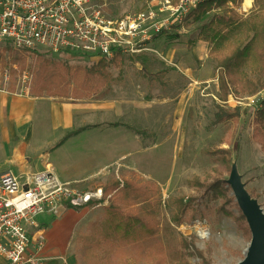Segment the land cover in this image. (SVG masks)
<instances>
[{"label":"rangeland","instance_id":"rangeland-1","mask_svg":"<svg viewBox=\"0 0 264 264\" xmlns=\"http://www.w3.org/2000/svg\"><path fill=\"white\" fill-rule=\"evenodd\" d=\"M150 2L156 4L158 0H104L103 9L111 15L120 16L141 11ZM230 5L243 16L259 12L255 0H251L250 5L246 4V0L231 2ZM210 16L212 13L207 15ZM200 25L201 22L183 26L178 30L180 37L175 39H169L166 33L162 34L155 42L158 54H142V59L135 62L127 60L121 75L117 68H113V78L109 83L87 82L80 75V79H74L64 89L68 95L46 97L51 101H46L47 105L53 102L60 106L69 102L108 105L107 108L112 105L118 108L116 112L122 114V117L114 113L104 116L100 109V115L83 118L77 121V125L86 122H120L127 126H120L114 133H93L94 139L89 144L95 152L99 147L98 158L88 159L85 153L83 158L86 159L82 161L81 156L77 155L75 144H72L74 140L57 150L53 149L57 142L55 139L44 149L45 153L57 155V161L64 167L59 169L67 173L84 171L85 175L92 174L71 183L81 193L101 190L104 200L94 206H89L90 202L77 206L69 200L59 203V207L65 204V208L76 210L88 208V224L84 226V232L77 225L75 235L70 240L72 253L63 257H66V263L61 258L62 264H87L89 261V264H107L99 257L103 250L96 248L94 252L87 253L85 250L89 245L83 246L80 236L104 215L105 207L116 193L114 185H123L124 180L144 186L152 193L154 200L162 202L163 221H171L173 215L181 211L177 200H192L191 208L185 210L178 226L174 223L177 228L173 227L170 235L175 244L177 241L182 244L187 241L189 247L186 254H189L187 260L190 263L200 264L201 253L210 264H236L245 257L252 235L246 219H242L234 204L237 202L227 180L232 165L236 163L247 190L264 209V150L253 137L254 114L242 115L238 122L229 121L215 127L211 125L217 111L216 104L220 102L219 83L223 71L212 59L208 42L197 41V28ZM175 29H172L173 32ZM5 46L17 51L19 58H11V52L5 51ZM37 51L45 53L43 50ZM31 52L18 50L0 40V88L15 86L20 92H28L23 88L22 81L15 78L8 85L1 82H4L5 69L12 66L17 67L12 71L15 77L21 70L30 69V92L42 83L37 76L39 59ZM68 60L73 66L79 62H89L84 59L76 61L72 57ZM75 95L86 96L76 98ZM234 97L230 96L228 107L255 108L258 100L264 97V89L254 96H243L240 100ZM134 129L141 132L136 134ZM137 138L143 141L145 147L153 139L159 138L160 141L154 144L157 149L135 151ZM236 143L239 144L238 150ZM223 148L232 151L230 166L223 162L221 153H217ZM122 151H126L125 157L121 156ZM79 160L81 163H78ZM197 182H201V185H197ZM213 183H216V187L211 189ZM129 256L132 264H146L143 259ZM111 260L113 264L121 261L117 256H112Z\"/></svg>","mask_w":264,"mask_h":264},{"label":"trees","instance_id":"trees-1","mask_svg":"<svg viewBox=\"0 0 264 264\" xmlns=\"http://www.w3.org/2000/svg\"><path fill=\"white\" fill-rule=\"evenodd\" d=\"M239 1L242 0H206L194 8L174 32L163 31L156 36L154 46L162 34L166 33L169 39H175L180 37L178 30L183 26L201 22L197 28V41L208 42L212 59L223 71L219 83L221 102L216 104L217 111L211 125L215 127L229 121L238 122L242 115L254 114L253 137L264 150V97L258 100L255 108L251 107L253 111L248 107L230 108L227 104L223 105L230 94L240 99L243 96H254L264 89V14H260L264 12V0H255L259 5V12L246 16L240 15L230 5L231 2ZM211 13L212 16L207 17ZM4 50L11 52V58H19L13 48L5 46ZM31 53L39 59L37 76L39 82H42L31 90L34 96L64 97L68 95L64 89L69 87L74 79H80V75H83L87 82L109 83L113 78V68H117L121 75L127 60L135 62L142 59V54H136L138 57L134 58L133 54L116 53L111 59L103 58L84 64L79 62L73 66L68 58H76V61H83V58L68 53H60L57 58L51 52L42 53L37 50H32ZM168 70L170 69H166ZM235 145L238 150L239 144ZM217 153H221L220 157L226 165H231L230 149L223 148ZM215 184L210 185L211 189L216 187ZM197 185H201V182H197ZM114 187L116 193L105 207L104 215L91 224L88 232L80 236L83 246L89 245L85 250L87 253L94 252L96 248L103 250L99 257L107 264H113L112 256L121 259L116 263L132 264L129 255L143 259L146 264H193L187 260V241L183 244L177 241L175 244L170 237L173 227L177 228L181 223L185 210L191 208V199L187 202L185 198L177 200L181 211H177L171 221H163V204L160 200H154L147 188L130 180H124L123 185L115 184ZM226 190L230 191L228 188ZM230 199L234 202L233 197ZM96 204L97 202L92 201L89 206ZM234 204L244 220L245 216L238 204ZM67 205L70 206L69 203ZM174 223L177 225L174 226ZM201 258L200 264H210L202 253ZM89 263L90 261L87 264Z\"/></svg>","mask_w":264,"mask_h":264},{"label":"built area","instance_id":"built-area-1","mask_svg":"<svg viewBox=\"0 0 264 264\" xmlns=\"http://www.w3.org/2000/svg\"><path fill=\"white\" fill-rule=\"evenodd\" d=\"M103 1L0 0V40L18 50L68 53L89 62L111 59L116 53L158 54L156 36L182 25L206 0H158L120 16L106 12ZM12 71L5 69V82L12 79ZM16 79L30 92V69L21 70ZM78 191L51 171L35 174L27 183L11 171L0 173V256L4 259L0 264H42L43 237L34 242L28 226L38 214L57 213L59 203L66 200L77 206L104 201L101 190Z\"/></svg>","mask_w":264,"mask_h":264},{"label":"crops","instance_id":"crops-1","mask_svg":"<svg viewBox=\"0 0 264 264\" xmlns=\"http://www.w3.org/2000/svg\"><path fill=\"white\" fill-rule=\"evenodd\" d=\"M13 78L16 79L15 75L11 80ZM11 80L10 82H5V80L1 82L8 85ZM230 96L234 97L230 94L223 105H230ZM46 97L54 96H34L31 92L16 90L15 86L10 89L0 88V173L11 171L19 177L22 183H27L33 175L44 171H51L61 181L70 182L82 180L87 175L91 176L92 174L85 175L84 171L76 174L59 169V167H64L57 161V155L52 152L45 153L44 149L55 139L57 142L53 149L57 150L70 145V142L74 140L72 144H75L77 155L81 156L82 161L86 159L83 158L85 153L88 154L86 156L88 159L98 158L99 147L95 152L94 147L89 144V141L94 139L93 133L100 131L110 133L113 131L114 133L120 126L126 125L120 122H104L102 124L86 122L77 125V121L100 115V109L103 110L104 116L114 113L115 116L122 117V114L120 111L116 112L118 108L112 105L109 108H107L108 105L100 106V104L94 103L73 104L69 102L60 106L53 102L52 105H47L46 101L49 103L51 101ZM116 123H120V125H115ZM74 127L77 128L73 129ZM136 130L133 131L136 133ZM128 134L130 135V133ZM159 141V138L153 139L145 147L143 141L137 138L135 151H147L156 147L154 144ZM125 153L126 151H122L121 156L125 157ZM78 163H81L80 160ZM65 206L62 204L59 207V211L62 208L61 211L55 215L51 212L38 214L35 217V223L28 226L34 242H37L40 236L43 237L44 245L40 250V255L43 257L42 264H62L61 258L70 256L72 253L70 240L75 235L77 225L84 232V226L88 224L87 207L82 208L83 210H76L70 207L65 208ZM65 258L63 259L64 263L67 261ZM3 261L4 259L0 256V263Z\"/></svg>","mask_w":264,"mask_h":264},{"label":"water","instance_id":"water-1","mask_svg":"<svg viewBox=\"0 0 264 264\" xmlns=\"http://www.w3.org/2000/svg\"><path fill=\"white\" fill-rule=\"evenodd\" d=\"M227 183L252 235L245 257L236 264H264V209L247 190L236 163L232 165Z\"/></svg>","mask_w":264,"mask_h":264},{"label":"bare ground","instance_id":"bare-ground-1","mask_svg":"<svg viewBox=\"0 0 264 264\" xmlns=\"http://www.w3.org/2000/svg\"><path fill=\"white\" fill-rule=\"evenodd\" d=\"M246 4H251V0H246Z\"/></svg>","mask_w":264,"mask_h":264}]
</instances>
